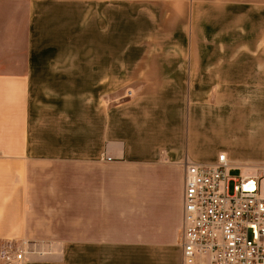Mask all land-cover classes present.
Returning <instances> with one entry per match:
<instances>
[{"label": "crops", "instance_id": "0c3cea01", "mask_svg": "<svg viewBox=\"0 0 264 264\" xmlns=\"http://www.w3.org/2000/svg\"><path fill=\"white\" fill-rule=\"evenodd\" d=\"M221 151L264 159V0H0V246L26 264H185V166Z\"/></svg>", "mask_w": 264, "mask_h": 264}, {"label": "built area", "instance_id": "2783aa9c", "mask_svg": "<svg viewBox=\"0 0 264 264\" xmlns=\"http://www.w3.org/2000/svg\"><path fill=\"white\" fill-rule=\"evenodd\" d=\"M233 167L224 151L212 162L185 166V264H264V163L261 174L236 178ZM29 252L24 242L8 240L0 246V264H26Z\"/></svg>", "mask_w": 264, "mask_h": 264}, {"label": "rangeland", "instance_id": "374dc122", "mask_svg": "<svg viewBox=\"0 0 264 264\" xmlns=\"http://www.w3.org/2000/svg\"><path fill=\"white\" fill-rule=\"evenodd\" d=\"M154 32L156 33V30H154ZM177 31L176 29H170L169 30V35L165 32L163 33V37H168L170 36L173 37L175 36L176 37V34ZM155 49H159V51H177V47L176 45H166V46H154ZM219 51H222V52H226L227 50L225 48H222V50H219ZM231 51V50H229ZM264 163V159L261 161V162H249V163H244V164H239V163H236V162H233L234 164V167L231 169L230 171V175L233 177V178H236L237 176H240L241 174H248V175H254V174H261L263 172V169L261 168L262 165ZM233 185H234V181H231L230 182V192H232L233 190ZM30 249V248H29ZM33 253H36L38 255H45L47 253H44L42 250L41 251H35L34 248H31V252L28 253L29 254H33ZM45 259V258H44Z\"/></svg>", "mask_w": 264, "mask_h": 264}]
</instances>
